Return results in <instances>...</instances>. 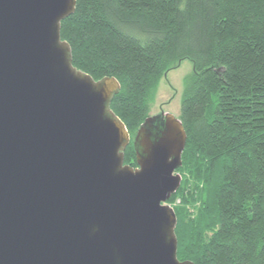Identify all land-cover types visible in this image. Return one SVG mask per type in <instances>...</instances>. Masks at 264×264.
<instances>
[{
  "label": "water",
  "instance_id": "water-1",
  "mask_svg": "<svg viewBox=\"0 0 264 264\" xmlns=\"http://www.w3.org/2000/svg\"><path fill=\"white\" fill-rule=\"evenodd\" d=\"M77 0H0V264H196L178 258L188 133L148 116L134 139L121 88L77 68L61 24Z\"/></svg>",
  "mask_w": 264,
  "mask_h": 264
},
{
  "label": "trees",
  "instance_id": "trees-1",
  "mask_svg": "<svg viewBox=\"0 0 264 264\" xmlns=\"http://www.w3.org/2000/svg\"><path fill=\"white\" fill-rule=\"evenodd\" d=\"M61 24L74 65L114 76L111 101L131 141L163 73L189 58L180 119L188 133L175 209L178 258L264 264V0H77Z\"/></svg>",
  "mask_w": 264,
  "mask_h": 264
},
{
  "label": "rangeland",
  "instance_id": "rangeland-1",
  "mask_svg": "<svg viewBox=\"0 0 264 264\" xmlns=\"http://www.w3.org/2000/svg\"><path fill=\"white\" fill-rule=\"evenodd\" d=\"M194 69L193 62L184 58L163 73L150 98V116L170 113L180 118L185 77L192 74Z\"/></svg>",
  "mask_w": 264,
  "mask_h": 264
}]
</instances>
